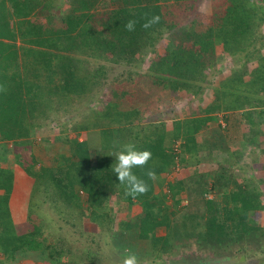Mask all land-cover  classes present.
Returning a JSON list of instances; mask_svg holds the SVG:
<instances>
[{"label":"rangeland","instance_id":"1","mask_svg":"<svg viewBox=\"0 0 264 264\" xmlns=\"http://www.w3.org/2000/svg\"><path fill=\"white\" fill-rule=\"evenodd\" d=\"M214 2L190 0L186 5L176 6L181 8L180 17L170 15L168 18L169 22L173 18L170 23L175 27L158 41L155 49H149L132 63H115L88 52L59 54L51 51L65 56L62 62L69 64L84 87L70 100L44 103L41 118L34 121L36 128L25 139L32 143L30 147L16 148L13 142L0 141V183L1 175L11 173L10 211L3 204L1 207L6 224L9 225L11 219L13 223L14 219L20 222L14 223L18 235L39 226L44 236L41 238L39 232L37 243L40 241L43 247L55 249V256L52 260H41L37 253L19 252L10 259L0 242V264H122L125 250L137 255L138 264H264V210L249 215L248 221L261 228L257 234L231 236L208 244L199 241L194 234L176 241L164 252L154 247L153 237L171 236V227L151 230L147 241L134 238V227L130 226L144 215L140 204L128 206L127 201L115 194L98 215L88 209L87 202L73 208L55 205L48 190H37L36 179L21 166L17 155L18 152L26 154L30 165L35 159V171L54 167L55 159L71 155L69 140L77 135L80 141L89 142L94 154L103 146L102 128L80 131L77 128L94 122L114 91L127 86L137 95L139 103L149 102L148 106H142L145 118L136 125L141 124L140 129L161 123L171 126L175 120L200 116L213 119L196 134L197 141L204 145L200 152L184 153L182 158L186 141L178 140L172 146L177 156L174 166L154 179V195L165 196L170 224L183 223L189 215H194L195 219L187 222L194 226L203 223L196 228L198 234L204 229V215H209L207 202L222 204L226 195L239 188L255 194L257 202L264 205V80L261 79L264 71L254 72L264 64V23H259L255 33L232 54L223 44L217 45L208 60L204 78L196 86H188L176 94H166L165 89L161 96L155 94L156 90L151 92L155 89L150 77L151 64L168 54L170 44L181 42L183 27L196 23L200 30V22L212 16ZM72 3L74 0L55 1L54 24L62 26L61 17L70 11ZM13 44L28 47L21 39ZM211 108L215 110L210 111ZM115 141L114 152L121 144L117 133ZM179 183L180 194L173 198L172 185L178 190ZM4 194L5 189L0 188V196ZM12 213L16 216L14 219ZM218 215L222 220V213Z\"/></svg>","mask_w":264,"mask_h":264},{"label":"trees","instance_id":"2","mask_svg":"<svg viewBox=\"0 0 264 264\" xmlns=\"http://www.w3.org/2000/svg\"><path fill=\"white\" fill-rule=\"evenodd\" d=\"M55 1L0 0V141L13 142L16 148L32 145L25 139L36 128L34 121L41 118L44 112L41 109L46 101L70 100L84 87L69 64L62 62L65 56L51 51L59 54L88 52L115 63H132L149 49H155L158 41L175 27L170 23L173 18L168 21L170 15L180 17L181 8L177 9L176 6L186 5L190 0H74L70 11L64 12L61 17L62 26L54 24ZM213 1L214 12L208 21L200 22V30L196 23L183 27L180 31L181 42L170 44L168 54L151 64L150 77L155 84L151 92L156 90L155 94L161 96L165 90H168L166 94H176L188 86H196L204 78L208 60L217 45L223 44L225 50L232 54L255 33L259 23H264V0ZM154 17H159L158 21L145 28L144 24ZM44 18L46 21H43ZM130 20L135 21L134 30L131 31L126 27ZM19 39L28 47L13 44ZM262 70L264 64L254 72ZM261 79L264 80V72ZM148 105L146 101L139 103L137 95L127 86L115 90L105 110L98 113L95 121L83 123L77 128L80 131L101 127L104 142L100 150L93 154L89 142L80 141L77 135L69 140L71 155L55 159L54 167H42L40 171H35V159L30 165L27 155L18 152L20 164L36 179L39 185L37 190H48L53 203L58 206L73 208L87 202L88 209L98 215L115 194L127 201L128 206L140 204L144 208V215L130 226L134 227V238L147 241L151 230L171 227V236L153 237L154 247H160L164 252L169 251L176 241L194 234L199 241L208 244L231 236L237 238L259 233L261 228L248 219L251 213L264 210V205L257 202L255 194L243 188L226 195L222 204L212 200L207 202L209 215H204V229L198 234L196 228L203 223L194 226L187 222L194 220V215H189L183 223L170 224L171 215L165 205V196L155 197L154 179L148 177L147 172L154 171L158 176L170 170L177 158L172 146L183 138L186 142L182 158L184 153H199L204 145L197 141L196 134L213 119L200 116L175 120L171 126L161 123L140 129L141 124L136 125L145 118L142 106ZM231 107L235 108L236 105ZM116 133L120 136L121 144L135 143L137 148L152 153L145 165L134 169L136 175L148 185L147 191L135 198L127 194L111 170L115 162ZM121 144H118V150ZM1 176L0 188L5 189V194L0 196V242L4 254L12 259L19 252L28 255L37 253L41 260H52L55 249L43 247L40 241L37 243L39 232L41 238L44 236L39 226L18 235L12 219L9 225L6 224L1 207L3 204L9 209L13 179L9 172ZM180 188V183L178 190L172 185L173 198L180 194ZM220 213L222 220L218 215Z\"/></svg>","mask_w":264,"mask_h":264},{"label":"clouds","instance_id":"3","mask_svg":"<svg viewBox=\"0 0 264 264\" xmlns=\"http://www.w3.org/2000/svg\"><path fill=\"white\" fill-rule=\"evenodd\" d=\"M158 19L159 17H154L145 23L144 27H149L152 23L158 21ZM126 27L130 31L134 30L135 21L130 20ZM113 156L115 157V162L111 170L114 172L118 183L125 187L127 194L135 198L139 194L146 192L148 188L147 183L136 175L134 169L138 166L145 165L151 159V151L146 149L141 150L137 148L135 143L129 142L121 144L119 150ZM147 175L151 179L156 178L154 171L149 170ZM122 264H138L137 255L125 250Z\"/></svg>","mask_w":264,"mask_h":264},{"label":"crops","instance_id":"4","mask_svg":"<svg viewBox=\"0 0 264 264\" xmlns=\"http://www.w3.org/2000/svg\"><path fill=\"white\" fill-rule=\"evenodd\" d=\"M13 214V219L16 217L15 215H14V213H12ZM14 223L17 225V224H20V222H18V221H15V219H14Z\"/></svg>","mask_w":264,"mask_h":264}]
</instances>
